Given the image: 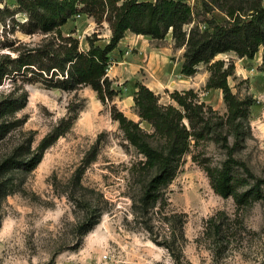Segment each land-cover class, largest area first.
Wrapping results in <instances>:
<instances>
[{
	"label": "rangeland",
	"instance_id": "rangeland-1",
	"mask_svg": "<svg viewBox=\"0 0 264 264\" xmlns=\"http://www.w3.org/2000/svg\"><path fill=\"white\" fill-rule=\"evenodd\" d=\"M185 1L194 11L191 25L204 28L211 18L221 22L227 17L220 0ZM7 6L13 11L17 1L0 0V9ZM80 15L62 26L65 33ZM13 16L18 22L27 19L24 11ZM105 23H96L85 36L74 28L82 48L94 31H99V42L104 43ZM13 25L9 11L0 13V61L16 55L11 47H32L44 37ZM148 38L150 46L158 48L153 73L142 66L127 69L119 55L110 59L108 72L118 91L113 101L117 107L152 132L135 105L140 81L152 85L162 103L170 102V92L176 89L194 88L226 118L222 90L205 88L210 75L207 65L200 64L194 75L183 74L182 64L180 71H173L183 48L174 46L170 34L164 39L145 35L137 40ZM136 45L127 48L129 55L138 54ZM262 54L261 47L253 58L235 52L216 56L233 60L232 90L254 102L237 144L233 127L225 123L201 147L209 163L220 166L227 157V145L234 146L235 158L246 164L252 176L241 165H236L235 173L252 182L264 181ZM31 77V73L10 70L0 84V101L27 93L24 107L0 118V124L9 128L0 137V264H264L263 182L261 199L238 206L232 196L213 189L202 164L187 153L178 162L174 179L156 192L157 199L146 201L147 185L156 169L144 166V156L125 138L110 105L89 85L68 91ZM74 105L79 108L71 129L42 147L43 138ZM225 135L228 144L222 141ZM150 140L160 143L158 138ZM42 151L34 169L9 164L11 159L26 161Z\"/></svg>",
	"mask_w": 264,
	"mask_h": 264
},
{
	"label": "trees",
	"instance_id": "trees-1",
	"mask_svg": "<svg viewBox=\"0 0 264 264\" xmlns=\"http://www.w3.org/2000/svg\"><path fill=\"white\" fill-rule=\"evenodd\" d=\"M17 9L9 11L16 26L27 34H44L42 41L32 47H11L16 55L0 61V84L10 70L31 73V78H41L47 87L77 90L91 86L99 98L110 105L112 117L119 121L125 138L144 156V166L155 168L150 178L145 200L157 199L156 192L172 181L178 162L184 154L202 164L213 189L224 197L232 196L238 206H245L263 197L262 182L235 173L241 165L250 175L246 164L235 158L234 146H228L227 157L220 166H213L204 157V142L228 125L233 127L234 144L243 138L244 122L248 119L254 100L244 99L232 90L229 76L234 72L233 60L216 58L223 52H235L240 57L253 58L263 48L264 66V0H220L219 7L226 13L223 21L211 18L204 28L192 24L194 11L185 0H16ZM24 11L27 19L18 22L13 15ZM76 14L92 16L98 26L107 22L111 29L108 42L100 43L99 31L87 35L89 47H81L75 30L65 33L62 26ZM130 31L154 39H164L171 32L176 48L184 47L181 72L194 75L200 64H206L210 75L205 88H220L227 106L226 118L202 100L194 88L170 92V102L162 103L160 95L143 82L138 81L134 100L142 119L152 126V132L142 128L140 122L129 118L113 102L118 91L108 75L110 53ZM13 44V43H11ZM27 93L18 98L0 101V118L15 113L25 106ZM78 105L70 106L68 114L42 140L46 148L71 129L78 113ZM0 124V137L9 130ZM158 138L153 144L150 138ZM229 136L222 137L228 144ZM43 156L36 152L26 161L11 159V166L34 169ZM248 186V187H247ZM246 187V188H245Z\"/></svg>",
	"mask_w": 264,
	"mask_h": 264
},
{
	"label": "crops",
	"instance_id": "crops-1",
	"mask_svg": "<svg viewBox=\"0 0 264 264\" xmlns=\"http://www.w3.org/2000/svg\"><path fill=\"white\" fill-rule=\"evenodd\" d=\"M149 1H154V0H149ZM74 20H72V23L70 24L69 30H74V28H75L77 32L84 33V36H85V33H87L89 31V29L94 30V27L96 26L95 19L92 16H89L88 14H81L76 21H74ZM105 24H106V26H108V28H107L108 33L105 35L106 38L103 40H104V42H108L110 40V37H111V29L109 28V25L107 22ZM168 34L171 35V38L173 40L172 33L169 32ZM78 35L80 36V33H78ZM144 36H145L144 34H136V33H132L130 31H128L126 33V35L120 40V42L118 43L116 48L111 51L110 59L116 58L119 55L121 58H123L122 64L124 63L125 66L127 67V69L135 70L138 67L142 66V67L146 68L149 73H153L155 70V63L159 59L158 58V51H157L158 48L157 47L154 48V47L150 46L149 38L146 39L147 41L144 40V41L139 43L137 38H143ZM134 40H137L138 42H136ZM173 42H174V40H173ZM133 43L134 44L137 43L136 47L139 48L138 54L135 56H131V55H129V53L125 54V51L127 50V48L129 46L132 47ZM88 47H89V44H88V41L86 38L85 45L83 46V48L86 49ZM182 48H183V52H184L185 48L184 47H182ZM120 53H123V56H121ZM182 62H183V54H182V58H180L178 60L176 67L173 69V71H175L176 69L178 71H180V67H181ZM108 75H109V72H108ZM144 84L147 85V83H145V82H144ZM147 86H149L151 89H153L152 85H147Z\"/></svg>",
	"mask_w": 264,
	"mask_h": 264
},
{
	"label": "built area",
	"instance_id": "built-area-1",
	"mask_svg": "<svg viewBox=\"0 0 264 264\" xmlns=\"http://www.w3.org/2000/svg\"><path fill=\"white\" fill-rule=\"evenodd\" d=\"M126 52L128 53V52H130V51L126 50Z\"/></svg>",
	"mask_w": 264,
	"mask_h": 264
}]
</instances>
